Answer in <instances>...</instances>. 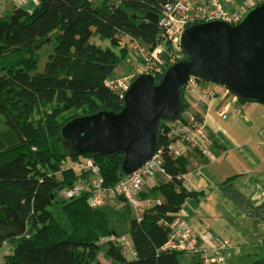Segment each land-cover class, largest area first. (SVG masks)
<instances>
[{
    "label": "trees",
    "instance_id": "obj_1",
    "mask_svg": "<svg viewBox=\"0 0 264 264\" xmlns=\"http://www.w3.org/2000/svg\"><path fill=\"white\" fill-rule=\"evenodd\" d=\"M177 1L40 0L31 11L14 8L10 15L0 16V248L12 245L3 264H101L104 240L114 264H184L185 252L161 250L170 238L167 224L180 217L186 200L204 193L184 186L183 176L190 169L183 157L168 154V122L159 123L158 145L164 149L163 166L170 178L157 174L162 178L141 193V198L159 196L163 201L146 210L140 221L122 197H114L118 206L106 210L93 208L88 196H63L77 180H86L89 171L81 165L89 159L99 166L105 185L113 186L122 179L123 155L81 157L65 150L59 136L76 117L123 109L121 94L106 86L127 57L118 47L117 34L138 38L150 49L164 45L158 63L163 73L174 64L162 30L143 17L149 12L160 16L166 4ZM94 36L109 40L118 50L102 48L92 41ZM44 54L45 65L39 71ZM162 76H156L157 83ZM189 105L183 89V111ZM55 205L71 232L50 209ZM127 212L129 228L119 234L112 223H120ZM131 253L135 257L129 259ZM192 256V264H201ZM245 264H264V256L247 257Z\"/></svg>",
    "mask_w": 264,
    "mask_h": 264
},
{
    "label": "water",
    "instance_id": "obj_2",
    "mask_svg": "<svg viewBox=\"0 0 264 264\" xmlns=\"http://www.w3.org/2000/svg\"><path fill=\"white\" fill-rule=\"evenodd\" d=\"M143 19L157 25L159 15L149 12ZM180 45L184 58L167 67L158 83L150 75L137 77L120 112L102 110L66 123L59 135L65 150L81 157L122 154V178L134 173L157 152L159 123L180 118L182 90L190 77L264 106V3L236 25H191L182 32Z\"/></svg>",
    "mask_w": 264,
    "mask_h": 264
},
{
    "label": "crops",
    "instance_id": "obj_3",
    "mask_svg": "<svg viewBox=\"0 0 264 264\" xmlns=\"http://www.w3.org/2000/svg\"><path fill=\"white\" fill-rule=\"evenodd\" d=\"M39 2L7 0L2 15H9L14 8L31 11ZM225 105L228 113L223 119L218 111ZM213 107L208 110L201 104L196 108L206 118L213 158L203 161L194 151H183L190 169L183 176L184 186L204 195L186 200L180 217L211 258L220 255L226 264H245L247 257L264 256V106L239 104L230 94H224ZM161 178L150 179L143 191ZM108 204L118 206V200ZM220 241H228L230 246L220 249ZM192 255L185 254V264L193 263Z\"/></svg>",
    "mask_w": 264,
    "mask_h": 264
},
{
    "label": "built area",
    "instance_id": "obj_4",
    "mask_svg": "<svg viewBox=\"0 0 264 264\" xmlns=\"http://www.w3.org/2000/svg\"><path fill=\"white\" fill-rule=\"evenodd\" d=\"M199 2L179 0L166 4L159 16L157 25L162 30L164 40L170 44L169 58L174 63L184 58L180 45V36L184 29L191 25L212 21H224L230 25H236L250 9L261 5L264 0H212L211 5H208L206 1ZM6 5L7 0H0V16ZM116 38L118 47L127 51L129 70L123 77L108 80L106 86L112 91L119 92L123 99L131 84L140 75L146 74L156 78L158 74H164L162 69L158 68V63L161 54L165 52V46L159 44L150 49L138 38L127 33L117 34ZM183 89L190 105L182 112L178 120L168 122L167 137L171 141L167 147L168 154L176 159L183 157V151L188 149L197 150L207 158H213L209 150L211 140L206 118L200 115L196 108L205 104L208 110L214 109L213 102L220 96L230 93L221 85L203 82L196 77H190ZM231 96L233 100H237L233 95ZM227 113V105L218 111V115L223 119L227 118ZM164 154V149L158 148L145 165L120 179L113 186L105 185L99 166L93 159H89L81 165L89 171L86 180H77L69 190L64 191L63 196L66 199L88 196L93 208L105 207L114 197H122L133 209V215L140 221L146 210L163 201V198L159 196L141 198V193L147 182L157 174L170 178L164 170ZM167 226L170 230V238L161 248L162 251L190 252L198 256L201 264H226L223 256L211 258L206 249L198 246L192 231L184 225L180 217L168 223ZM112 239L116 240V237L113 236ZM217 245L220 249H227L230 243L220 241Z\"/></svg>",
    "mask_w": 264,
    "mask_h": 264
},
{
    "label": "rangeland",
    "instance_id": "obj_5",
    "mask_svg": "<svg viewBox=\"0 0 264 264\" xmlns=\"http://www.w3.org/2000/svg\"><path fill=\"white\" fill-rule=\"evenodd\" d=\"M194 1H201V2H204V0H194ZM96 3H99L98 1H95ZM199 2V3H201ZM12 13V11L9 12V15ZM92 41L94 43H96L97 45L101 46L102 48H111L115 51L118 50L117 46L116 45H113L111 44V42L107 39H101L99 36H94ZM142 42V41H141ZM47 52L48 51H51L52 50V47H49V48H46L45 49ZM47 54V53H46ZM46 54H44L42 56V60L39 64V71H42L43 68H44V65H45V57H46ZM162 55V54H161ZM128 70H129V65H128V59L127 57L125 58L124 62L121 64V66H119L117 69H116V76L115 77H123L124 75H126L128 73ZM74 101L76 103H78L80 106L81 105V102L80 100L78 99V97L74 96ZM0 122H2V119H0ZM64 168V167H63ZM60 199V198H59ZM116 200V199H115ZM116 203V201H115ZM111 208H114L113 205L111 204H107L105 209L106 210H109ZM52 210V212L55 214L58 222L68 231V232H71V226L68 222V220L66 219V217L62 214L61 212V209H60V206L59 205H55L53 206L52 208H50ZM125 216V218H122L120 219V223L119 222H113L112 223V227L114 229L117 230V232L119 234L123 233V232H126L129 228V219H126V217H128V212L126 214H122ZM122 224V228H120ZM12 249V245L10 243H6L4 245H2V247L0 248V264H3V261H4V256L6 254H8L10 252V250ZM107 250H108V242L106 240H104L103 242H101L100 244V252H99V262L101 264H114L113 260L112 259H109L108 256L106 255L107 254ZM135 255L134 254H129V259H132L134 258ZM185 257L182 258V262L185 264V260H184ZM189 264V263H187Z\"/></svg>",
    "mask_w": 264,
    "mask_h": 264
}]
</instances>
